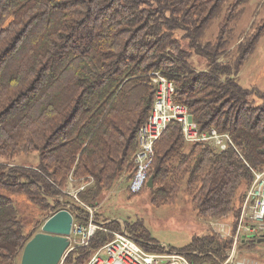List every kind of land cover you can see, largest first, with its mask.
I'll return each instance as SVG.
<instances>
[{
    "label": "trees",
    "instance_id": "1",
    "mask_svg": "<svg viewBox=\"0 0 264 264\" xmlns=\"http://www.w3.org/2000/svg\"><path fill=\"white\" fill-rule=\"evenodd\" d=\"M224 1L0 0V160L31 153L38 158L33 170L0 165V186L28 196L44 218L69 205L82 222L86 212L62 191L70 179L91 180L76 197L93 207L118 178L131 179L136 133L153 103L150 75L159 72L173 83L174 101L188 108L198 130L228 134L234 149L187 145L179 125L169 124L154 145L152 187H144L151 204H172L184 184L199 218L231 214L236 222L252 171L264 170V107L250 106V92L235 75L263 34L264 21L248 45L238 47L232 70L218 62L223 35L231 9L248 0L229 4L216 44L201 42ZM176 31L183 32L189 51ZM190 51L206 60V69L191 66ZM58 196L69 201L60 205ZM33 232L23 233L12 201L0 195V264H16ZM100 234L92 248L109 240ZM231 244L210 234L177 253L190 264H223ZM76 253L63 264H83L86 251Z\"/></svg>",
    "mask_w": 264,
    "mask_h": 264
},
{
    "label": "rangeland",
    "instance_id": "2",
    "mask_svg": "<svg viewBox=\"0 0 264 264\" xmlns=\"http://www.w3.org/2000/svg\"><path fill=\"white\" fill-rule=\"evenodd\" d=\"M232 2L233 0L224 1L220 13L204 32V37L201 41L203 44L206 42L211 43L212 46L216 44L219 33L218 25ZM230 14L233 17L226 26V34L223 35L226 42L218 62L223 65H230L233 70L236 58H238V47L248 45L250 38L264 21V0H248L239 8L231 9ZM182 36L183 32L181 31L174 33V37L179 40L181 48L189 51L186 48L188 41L183 39ZM189 63L196 71L206 69V60L194 54V52L190 54ZM235 78L241 88L250 92L248 97L250 106L264 107V32L259 37L252 53L245 58L238 68ZM2 162L4 161L0 160V165H5L8 168L33 170L37 167L38 158L36 153H31L29 155H18L9 162ZM91 183L92 181L88 180V182L77 184L70 179L62 194L65 193L71 197L70 195L73 191L80 186H90ZM128 184L129 181L126 177L124 175L121 176L110 190L101 193L96 200V204L92 207V220L108 231L100 232V236L108 237L107 240L113 238L116 233L126 232L141 247L146 245L159 248L160 252H152L153 254H159L167 250L173 252L183 251L197 237L216 234L220 238L231 239L230 237L234 233L236 222L231 214L220 219L208 220L199 218L194 210L191 196L186 192L184 184L180 186L177 197L172 204L168 203V205L158 207L151 204L147 188H143L139 194L130 195L128 193ZM0 195L12 201L24 234H30L36 229L35 233L33 232L34 234H32L34 236L41 231L42 225L48 218H44L45 216L30 201L28 196L23 193H15L1 186ZM67 199L69 198L62 196L56 198L60 205L68 202L69 200ZM47 201L49 203L53 202L50 198H47ZM113 225L118 226V228L113 229ZM125 226H127V231L124 228ZM258 239L262 241H257L249 248L240 247L239 244L237 246V258H232L233 261L264 264V236ZM70 240L69 248H73L76 246L73 237ZM67 250L64 253L65 255ZM84 250L89 255L87 249ZM77 251L76 247L72 250L73 256L71 259L78 257L76 255ZM22 252L23 250L16 264H20ZM67 254H71V252ZM87 257L84 258L83 264ZM64 260L61 259L59 264H63Z\"/></svg>",
    "mask_w": 264,
    "mask_h": 264
},
{
    "label": "built area",
    "instance_id": "3",
    "mask_svg": "<svg viewBox=\"0 0 264 264\" xmlns=\"http://www.w3.org/2000/svg\"><path fill=\"white\" fill-rule=\"evenodd\" d=\"M150 81L154 87L153 103L147 121L139 127L136 133L137 149L133 155L134 170L128 184L130 195L139 194L146 186L154 157V145L171 123L179 125L182 139L187 145L206 144L217 152H223L228 148L234 149V144L228 134H221L215 129L206 132L198 130L188 108L174 101L175 88L172 82L159 72H153L150 75ZM252 176V183L240 207L236 228L230 237L232 244L224 264H250L245 261H233L232 258H237V246L264 236V171H252ZM84 188L80 186L70 195L80 209L87 214L82 222L76 221L79 215L77 212H71L69 205L62 209L68 211L73 220L68 237L69 245L72 237L76 244L73 248H69L68 245L67 253H72L75 247L87 249L89 255L84 264H190L184 256L170 250L159 254L149 253L126 232L116 233L109 241L97 248H92V240L97 232L107 230L92 220V207L77 199V192ZM67 253L62 259L66 258Z\"/></svg>",
    "mask_w": 264,
    "mask_h": 264
},
{
    "label": "water",
    "instance_id": "4",
    "mask_svg": "<svg viewBox=\"0 0 264 264\" xmlns=\"http://www.w3.org/2000/svg\"><path fill=\"white\" fill-rule=\"evenodd\" d=\"M151 176L146 186L152 187ZM72 216L68 211L60 210L48 218L24 246L20 264H59L66 249L71 232Z\"/></svg>",
    "mask_w": 264,
    "mask_h": 264
}]
</instances>
